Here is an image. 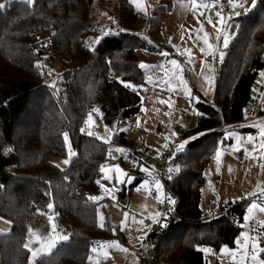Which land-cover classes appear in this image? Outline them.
<instances>
[{"label":"trees","instance_id":"16d2710c","mask_svg":"<svg viewBox=\"0 0 264 264\" xmlns=\"http://www.w3.org/2000/svg\"><path fill=\"white\" fill-rule=\"evenodd\" d=\"M93 2L36 0L30 5L10 0L0 7V216L12 222L11 230L0 234L2 264H29V250L23 245L33 210L47 209L51 201L71 233L38 264H85L94 242L112 238L126 242L125 234L114 231L109 219L104 228L98 227V203L88 197L99 190L97 178L108 150L100 138L83 133L81 127L96 101L102 102L106 121L139 112L140 95L121 81H145L138 51H161L157 37L174 0H161L146 19L147 37L132 32L140 22L133 3L119 0L120 24L127 30L109 32L89 47L85 41L98 29ZM236 20L238 30L217 66L214 100L194 89L200 117L185 138L196 136L185 152L173 157V162L180 161V169L164 183L176 204L164 218V227L148 235L151 262L144 257L141 264H204L202 246H234L242 230L244 199L227 203L223 214L210 220L202 218L200 208L205 168L225 135L223 124L244 118L264 67V0ZM47 57L68 65L59 89L34 66ZM63 133H68L77 152L65 169L50 159L52 154L66 155ZM116 139L121 145L130 143L125 132ZM133 174L132 187L144 178L138 171ZM261 244L264 247V239Z\"/></svg>","mask_w":264,"mask_h":264},{"label":"rangeland","instance_id":"374dc122","mask_svg":"<svg viewBox=\"0 0 264 264\" xmlns=\"http://www.w3.org/2000/svg\"><path fill=\"white\" fill-rule=\"evenodd\" d=\"M10 0H0L3 8ZM36 1V0H35ZM119 0H94L91 10L93 21L98 27L97 32L92 35L90 39L85 41V44L89 47H94L98 41L109 32L119 33L126 31L127 28L120 24ZM132 2V0H130ZM259 0H244V7L236 8L232 10L230 8L223 7L221 15L228 17L231 15V20L228 21V35L229 43L232 37L238 30V22L236 18L242 14L250 12V10L258 3ZM208 0H197V3H207ZM227 0H220V3L224 5ZM35 3V2H34ZM146 5H150L145 11L139 10L136 5L135 9L140 14V22L137 28L132 32L140 36L147 37L148 32L146 30V19L154 14V9L161 0H144ZM247 9V10H245ZM219 9L217 7L212 8H199L195 11L191 8V0H174L171 11L166 16L162 29L157 37V42L162 47L161 51L149 52L145 49L138 51L140 63L144 62L149 65H160L164 63V68L159 70H143L145 75V81L143 83H133L125 81L124 83H131L132 85L141 86L134 90L141 97V106L138 113L135 115L124 118L121 120L106 121L104 119V109L102 102L96 101L89 108L86 114L84 124L81 129H85L83 133L92 132L100 138L106 145L108 154L116 157V159H110L109 156L102 166L118 165L123 172L129 176L134 177L133 171H138L144 174V180H149L147 189L141 187L142 181L131 186L134 180L128 184H120L116 180L118 174L108 172L103 173L100 171L97 181H99V190L91 193V197L103 196V199L96 201L97 214L102 213L105 217L103 223L109 219L114 231L118 229L126 236V242L120 241L118 238H112L109 241L118 242V246L111 248L105 247L99 251V255L90 253L89 256L92 260H87L86 264H141L142 258L148 257L149 239L148 235L154 229H162L165 224V217L169 212H165L164 209L167 204L171 207H175L176 200L173 196L166 191L163 181H160L152 174V164H145L139 162L129 156L126 152L121 154L115 149L122 148L124 145L115 144L116 135L120 132H125L126 136L130 139L129 144L136 146L145 145L155 152L159 153L163 149L164 137L174 139L176 134L173 131V127L181 124L185 131L192 130L196 127L200 113L192 98L194 89H199L209 99L214 100L215 86L217 79V66L223 61L227 52L228 46L222 47L217 42L218 28H213L212 24L208 23L207 17H212V22L217 23V17L215 12ZM235 12H239L240 15H235ZM203 13V15H201ZM220 31H223L220 29ZM198 32V35H197ZM208 34L209 43L213 45V49H208L207 45L203 42L202 37L204 34ZM96 38H99L98 41ZM171 38V39H170ZM47 43V42H46ZM175 46V47H174ZM200 48H205L206 51L211 52L210 55H205L200 51ZM190 50V53L186 52ZM161 52H167L169 55L164 57L160 55ZM217 52H223V57H219ZM176 53H187L189 56V62L192 69L185 68L183 63L178 60L174 55ZM176 60L183 69L178 73L176 79H171L168 75L171 72L176 71V66L169 64L170 60ZM42 65L39 68V72L43 79L50 85L55 83V89H59L62 85V81L65 78L64 70L67 68V64L60 59L43 58L39 61ZM203 62V63H202ZM49 68V70H47ZM49 73H51L49 75ZM264 67L260 70L255 83L253 85L252 96L253 100H258L261 106L264 104ZM148 76L152 77L153 81H158L161 78L165 79V83L155 84L147 82ZM210 77L212 80L211 85L207 84L204 77ZM131 88V87H130ZM133 89V88H131ZM167 101V103H160V101ZM99 109V112L93 111ZM184 111H188L185 114ZM91 114L93 122L86 123L88 115ZM168 125L170 132L168 134H161L160 127ZM95 126V128H93ZM107 128V131H106ZM225 135L219 142V148L212 155L208 162L204 172V182L201 185V200L200 208L202 211V218L204 220H210L223 214V207L236 200H245V215L242 222V230L237 239H240V243H244V233L250 235H262V230L259 229V222L264 221V213L253 212L256 223L251 220L245 221V216L248 215L247 209L251 203L254 202V198L249 196V193L257 191V186H264V167L261 163L246 156L244 148L249 151L253 148V143L248 138H256L259 141L260 133L264 130V110L258 108L256 113L250 115L248 110L245 112L244 118L240 121L233 123H225L223 127ZM121 129H126L121 131ZM191 137L182 139L179 144L184 143L182 152H185L188 148ZM110 141V142H105ZM239 141V144L237 142ZM66 148L70 144L71 151L74 153L70 158L66 155L52 154L50 159L53 163L58 165L61 169L68 167V164L63 163L65 159L74 158L77 154L73 148L71 139L68 135V141H65ZM239 147L240 151H233L232 147ZM257 148L259 144L255 145ZM220 151V159L217 161L216 152ZM179 153V152H177ZM177 153L173 156L175 157ZM259 155V152L255 153ZM142 164L143 167L149 168L152 177H155L160 182L159 191L156 190L152 181L148 175L141 170V167L137 163ZM181 163L177 161L173 162L172 169L179 168ZM231 169V171H230ZM176 172V171H174ZM105 175L112 176V179H105ZM120 179H124L120 176ZM125 193L123 194V189ZM105 189H109L110 193H106ZM139 189V190H137ZM115 197V199H113ZM159 197V199H157ZM169 198L175 201L169 202ZM255 199H259L258 197ZM160 200L163 202L161 203ZM53 204L54 210V203ZM41 208H39L40 210ZM42 211V210H40ZM173 211V210H172ZM38 212V211H35ZM127 212L128 220L125 225L122 226V220L124 219L123 213ZM154 213H160L158 219L160 223H153L151 216ZM3 218V217H2ZM133 218L136 221L142 220L143 223H134ZM7 222L8 220L3 218L0 223ZM35 224V225H34ZM32 230L40 232L39 237H46L50 232V224L38 221L34 223ZM56 225V232L58 235H69L67 223L63 216H59L58 223ZM12 225V224H11ZM12 226H9L11 230ZM255 229L256 231H252ZM6 230V231H4ZM10 230L0 227V234L9 232ZM67 233V234H66ZM35 240L37 237L34 236ZM262 246V239L258 241ZM97 246V245H96ZM225 246L229 251L236 252L237 259H239L240 253L237 251V245H222L219 249H215L211 245H204L201 247L205 260L204 264H229L230 257L224 253ZM95 247V246H94ZM126 249V251L124 250ZM260 259L261 254H258ZM0 264L2 259L0 255Z\"/></svg>","mask_w":264,"mask_h":264},{"label":"snow or ice","instance_id":"6c2138e0","mask_svg":"<svg viewBox=\"0 0 264 264\" xmlns=\"http://www.w3.org/2000/svg\"><path fill=\"white\" fill-rule=\"evenodd\" d=\"M26 2L30 5H33L35 0H26ZM254 2H255V0H253V3ZM132 3L134 5H136L139 10L145 11L146 13H147V8L150 7V5H146L144 3V0H132ZM227 5L230 9L235 10L236 8L244 7V0H227ZM2 6L3 5L0 4V7H2ZM212 7H217L219 9L218 11L215 12V16L217 17V23L212 22V17L210 15L207 17L208 23L212 24L213 28H217V25H219V28L217 29L218 30L217 42L219 45L226 48L228 46V43H229L228 21L231 20V15H229L228 17H224L221 15V12L223 10L224 5L222 3H220V0H208L207 3H197V0H191V8L193 11H195L199 8L208 9V8H212ZM245 10H247V9H245ZM234 14L240 15L239 12H235ZM201 15H203V13H201ZM220 29H222L223 31H220ZM197 35H198V32H197ZM96 39L98 41L99 38H96ZM202 39H203V42L207 45L208 49H213V45L211 43H209L207 33L204 34ZM36 51H39V50L37 49ZM200 51L202 53H204L205 55L212 54L211 52L206 51L205 48H200ZM186 52L190 53V50H186ZM160 55L167 57L169 54L167 52H161ZM217 55L222 58L224 53L223 52H217ZM168 63L176 66V71L168 74L170 76V80L167 82H171V79H176V76L178 75V73L181 72L183 69L181 68L179 63L174 59L170 60ZM34 66L37 68L42 67V65L39 61H37ZM138 67L142 70H159V69L164 68V63H161L160 65H149L147 63L141 62L138 65ZM50 74L51 73H49V75ZM262 75H264V73H262ZM204 79H205L207 84L211 85L212 80L210 77L205 76ZM147 82L155 83V84H162V83H165L166 81L164 78H161L158 81H153L152 77L148 76ZM121 83H124V81H121ZM51 86L53 88H55V83H53ZM125 86L131 87V88H133V90H136L137 87H142V85L136 86V85H132L131 83H127ZM193 99H195V97H193ZM160 103H167V101L161 100ZM93 111L99 112V109H94ZM89 122H93V118H92L91 114L88 115V119H87L86 123H89ZM125 130L126 129H121V131H125ZM81 131L84 132L85 129L82 128ZM106 131H107V128H106ZM87 134L88 135H95L94 133H92L90 131L87 132ZM62 136H63L65 141H68V133H63ZM248 139L250 140V142L253 143V148L251 149V151H249L247 148L243 149L245 151L246 156L251 158V159H254L258 162H264V130H262L260 133L259 141H257L256 138H251V137ZM105 142H110V141H105ZM222 143L223 142H219V144H222ZM257 143L259 144L258 148L255 146ZM219 144H218V148H219ZM237 144H239V141L237 142ZM165 147H167V145H165ZM229 147H232V146H229ZM183 148H184V143L177 145L176 152L182 151ZM232 150L233 151H240L241 149L237 146V147H232ZM115 151H117L121 154H124L127 150L122 149V148H117V149H115ZM257 152H259V155L255 154ZM66 154L69 158L72 155H74V153L71 151L70 144L68 146ZM220 155H221L220 151L217 150V152H216L217 161H219ZM108 156L110 159H116V157L111 155V152H109ZM69 162H70V159H65L63 161V163H65V164H68ZM134 163H137L138 166L141 167V170L143 172L148 173V175L152 181V184L154 185L156 190L159 191L160 182L158 179L151 176L149 168L143 167L142 164H139V162H137V161H134ZM261 166L264 167V163H261ZM100 170L103 173L112 172V173L118 174L116 176V180L120 184H128L135 179L134 177H131L127 173L123 172V170L120 169L118 165H113L110 167L107 165H104V166H101ZM169 171L170 172L179 171V168H176V169L170 168ZM230 171H231V169H230ZM120 176H123L124 179H120ZM104 178L105 179H112L113 177L109 176V175H105ZM65 179H67V178H65ZM99 183L100 182L97 181V184H99ZM148 185H149V180L146 179V180L142 181L141 187L147 189ZM0 187H2V186H0ZM137 190H139V189H137ZM105 192L110 193V190L105 189ZM249 196L254 198V202H252L250 207L247 209L248 215L245 216V221L247 222V221L251 220L253 223H256L255 216H253L252 214H253V212L264 213V186L258 185L257 191L249 193ZM257 197L259 199H255ZM88 199L96 202V201L102 200L103 196L88 197ZM113 199H115V197H113ZM157 199H159V197H157ZM160 202L162 203L163 201L160 200ZM169 202L174 203L175 201H173V200H171V198H169ZM47 209L52 210L53 204L49 203L47 205ZM128 215L129 214L127 212L123 213L124 219L122 220V226H124L126 221L128 220ZM160 215H161L160 213H154L151 216V220L153 221V223H160L161 222L158 219V217ZM97 216H98V227L104 228L105 225H104L103 221H104L105 217L100 212H98ZM2 219L3 218L0 217V220H2ZM49 219L51 221V217H49ZM133 222L134 223H143L142 220L136 221L134 218H133ZM258 227H259V229L264 230V221L259 222ZM252 231H256V230L253 229ZM29 234L31 236H36L37 239L40 240V247H38L35 250L30 248L29 243H25L23 245V247L25 249H28L31 252V259L29 261V264H35L36 259L51 254L52 249L54 247H56V245L59 242L69 239V236L58 235L56 233V225L54 223L50 224V232L46 237H39L38 234L33 232L31 229H29ZM243 236H244V243L243 244L240 243L239 238L235 242L237 245V251L240 253L239 259H237L236 252L229 251L227 249V247L225 246L223 251L225 254H227L230 257L229 264H264V259H260L259 255H258V254H264V247L260 246L258 243L259 240L264 239V235H259V234L258 235H250L248 233H244ZM94 243H96L98 245V247H92L90 249V252L93 254H96L97 256L99 255V251L105 247L111 248L114 246H118V242H115V241L94 242ZM124 250L126 251V249H124ZM88 259L91 261L92 257L89 256Z\"/></svg>","mask_w":264,"mask_h":264},{"label":"built area","instance_id":"2783aa9c","mask_svg":"<svg viewBox=\"0 0 264 264\" xmlns=\"http://www.w3.org/2000/svg\"><path fill=\"white\" fill-rule=\"evenodd\" d=\"M224 7L229 8L227 2L224 3ZM178 60L183 63L185 68L189 70L192 69V66L189 62V56L186 53H176L174 55ZM49 70V68H47ZM260 108L264 110V104L261 106L258 100H253L249 106L248 112L250 115L256 113V110ZM185 114H188V111H184ZM95 128V126H93ZM170 127L168 125H163L160 127L161 134H168L170 132ZM173 131L176 134L174 139L169 137H164L163 140V149L157 153L153 149L145 145L136 146L134 144H125L124 149L127 150L126 153L137 161H141L145 164H152V174L158 178L160 181H165L171 177L173 171L170 172L169 169L173 167V156L177 153L176 147L179 145V142L182 139H185V129L181 124H178L173 127ZM115 144H118L117 141H114ZM167 145V147H165ZM174 210V207H171L169 204L166 205L164 211L169 212ZM151 242L149 241V252L147 259L151 262Z\"/></svg>","mask_w":264,"mask_h":264},{"label":"crops","instance_id":"0c3cea01","mask_svg":"<svg viewBox=\"0 0 264 264\" xmlns=\"http://www.w3.org/2000/svg\"><path fill=\"white\" fill-rule=\"evenodd\" d=\"M234 37V36H233ZM232 37V38H233ZM228 50V49H227ZM227 53V52H226ZM187 54V53H186ZM259 75V74H258ZM257 75V76H258ZM255 83V82H254ZM39 210V208H35L34 210H33V215H32V219H31V223H30V225H29V229H31L32 230V228L34 227V226H32L34 223H37L38 221H41V222H44V223H58V221H59V216H60V214H58L55 210H48V209H40V210H42V211H38ZM35 211H38V212H35ZM62 216V215H61ZM0 217H3V216H0ZM49 217H51V221H50V219H49ZM3 218H5V217H3ZM64 218V217H63ZM5 219H7L8 220V223L7 222H2V223H0V227H2V228H4V229H8V230H10L9 229V226H12L11 224H12V222H11V220H9L8 218H5ZM65 220V219H64ZM66 221V220H65ZM10 222V223H9ZM66 223H67V221H66ZM35 225V224H34ZM67 227H68V232H69V237H70V233H71V231H70V228H69V225H68V223H67ZM4 231H6V230H4ZM33 232H37L36 230H32ZM40 232H38L37 234H38V236H40V234H39ZM57 233V232H56ZM67 234V233H66ZM103 242H106V241H103ZM25 243H29L30 244V248L31 249H33V250H35V249H37L38 247H40V240L39 239H37V240H35V238H34V236H31L30 234H29V231H28V233H27V236H26V239H25ZM95 247H98V245L97 246H95ZM54 249V248H53ZM52 249V250H53ZM89 257V256H88ZM30 259H31V252L29 251V261H30ZM39 259V258H38ZM38 259H36V261H35V264H38ZM87 260H88V258H87ZM87 260H86V262H87ZM86 264V263H85Z\"/></svg>","mask_w":264,"mask_h":264}]
</instances>
